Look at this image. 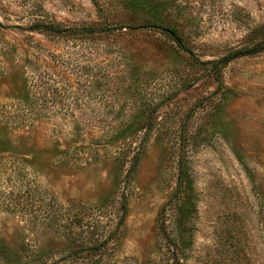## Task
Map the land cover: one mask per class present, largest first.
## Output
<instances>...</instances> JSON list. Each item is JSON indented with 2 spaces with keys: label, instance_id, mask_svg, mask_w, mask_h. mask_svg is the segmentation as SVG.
<instances>
[{
  "label": "rangeland",
  "instance_id": "obj_1",
  "mask_svg": "<svg viewBox=\"0 0 264 264\" xmlns=\"http://www.w3.org/2000/svg\"><path fill=\"white\" fill-rule=\"evenodd\" d=\"M136 1L0 0V264L93 244L122 198L93 264H173L174 197L182 264H264V52L230 58L264 39V0H153L157 23Z\"/></svg>",
  "mask_w": 264,
  "mask_h": 264
},
{
  "label": "trees",
  "instance_id": "obj_2",
  "mask_svg": "<svg viewBox=\"0 0 264 264\" xmlns=\"http://www.w3.org/2000/svg\"><path fill=\"white\" fill-rule=\"evenodd\" d=\"M162 1H153V0H139L136 1V10L139 12L147 13L151 20L154 22H158V15L156 9H160ZM165 4V3H163ZM34 30L42 33V34H61L65 32L64 30H59L56 29L53 26H47V25H35ZM167 32H169L180 44L179 37L175 33V31H169V29H166ZM109 34L110 29L108 27H102V26H89L85 28H81L78 31V34ZM261 52H264V39L260 41L257 44H254L253 46L242 50V51H236L231 55V59L233 58H239V57H246V56H253L256 54H259ZM230 59V60H231ZM140 154V149L136 152V155L133 157V163L131 168L134 167V164H136L137 159ZM183 172V169H180ZM186 176V177H185ZM187 178V179H186ZM191 191V181L188 179V176L184 172L181 177H180V183H179V192H184V193H190ZM174 200H176V205H175V223H174V231L175 234L172 232L171 236H169V231L166 229L165 225L163 222L158 223V230L160 234L162 235L163 239L167 240L169 238H172L174 241V245L171 250V256H172V263L173 264H182L180 262L179 256L182 254L181 250V244L180 242V236H181V231H187L186 228H181L182 227V222L184 217L188 213V208H192V202L190 198L188 197H183V198H176L174 197ZM126 213V201L125 198H122V201L119 203L118 208H117V214H118V223L115 225V228L108 232L106 235L102 236L100 239L91 237L92 240L94 239V243L88 246H79V247H74L72 248L69 253L63 257H61L58 260H55L49 264H65L66 262H78L80 261L79 264H93L95 260L98 257L103 256L105 253L109 252V249H111V246L114 244V240L117 237V232L121 224L123 223L124 217ZM172 231V229H171ZM0 255L7 260H9L11 257L14 258V253L10 251L7 247L2 245L0 243ZM42 264V263H41Z\"/></svg>",
  "mask_w": 264,
  "mask_h": 264
}]
</instances>
